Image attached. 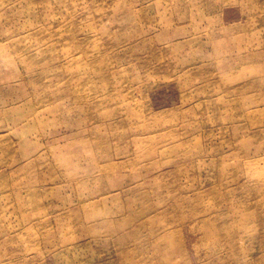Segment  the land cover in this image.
<instances>
[{"label":"rangeland","instance_id":"rangeland-1","mask_svg":"<svg viewBox=\"0 0 264 264\" xmlns=\"http://www.w3.org/2000/svg\"><path fill=\"white\" fill-rule=\"evenodd\" d=\"M0 264H264V0H0Z\"/></svg>","mask_w":264,"mask_h":264}]
</instances>
